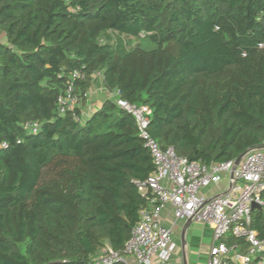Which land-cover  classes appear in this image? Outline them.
Segmentation results:
<instances>
[{
  "label": "trees",
  "instance_id": "16d2710c",
  "mask_svg": "<svg viewBox=\"0 0 264 264\" xmlns=\"http://www.w3.org/2000/svg\"><path fill=\"white\" fill-rule=\"evenodd\" d=\"M70 82L77 103L60 113ZM97 82L110 98L85 117ZM117 99L148 107L150 136L191 162L259 147L264 0H0V264L123 250L154 165ZM249 229L264 241L259 209Z\"/></svg>",
  "mask_w": 264,
  "mask_h": 264
},
{
  "label": "built area",
  "instance_id": "2783aa9c",
  "mask_svg": "<svg viewBox=\"0 0 264 264\" xmlns=\"http://www.w3.org/2000/svg\"><path fill=\"white\" fill-rule=\"evenodd\" d=\"M77 77L74 73L71 78ZM76 103L70 82L58 99L59 112L72 109ZM116 103L132 116L139 137L150 152L154 171L138 187L143 196L149 192L151 200L148 208L140 212L139 221L132 228L123 250L104 249L94 259V264H154V259L160 264L166 263L171 252L172 231L162 224L161 210L168 205L175 221L190 220L211 229L214 244L207 264H228L229 261L249 264L256 258L264 264V241L249 229L252 205L259 207L264 217V200L261 198L264 192V142L248 151L237 166L235 160L206 166L177 156L171 147L160 148L148 132L151 115L148 107L121 99ZM25 129L35 134L38 125L27 123ZM226 174L229 175L226 191L214 196L203 193ZM229 233L244 241V251L236 244L227 246L223 242Z\"/></svg>",
  "mask_w": 264,
  "mask_h": 264
},
{
  "label": "crops",
  "instance_id": "0c3cea01",
  "mask_svg": "<svg viewBox=\"0 0 264 264\" xmlns=\"http://www.w3.org/2000/svg\"><path fill=\"white\" fill-rule=\"evenodd\" d=\"M92 101L103 102L110 98V95L103 89L97 94ZM83 116L88 117L91 109L88 106ZM92 104V103H91ZM229 175L222 177L218 184L211 185L203 190L205 195L214 196L227 190ZM162 224L172 231V245L169 260L163 264H207L209 251L214 244L213 234L207 225L198 222H187L186 220H174L171 206H165L161 210ZM245 249V248H244ZM243 250V248H241ZM244 251V250H243ZM154 264H160L154 259Z\"/></svg>",
  "mask_w": 264,
  "mask_h": 264
},
{
  "label": "rangeland",
  "instance_id": "374dc122",
  "mask_svg": "<svg viewBox=\"0 0 264 264\" xmlns=\"http://www.w3.org/2000/svg\"><path fill=\"white\" fill-rule=\"evenodd\" d=\"M93 90H91L89 93V104H88V106L90 107V111L91 112H93V111H95V110H97L99 107H100V105L102 104V102L99 100V101H97V100H94V101H92L93 99H98V96H97V94L101 91V87H100V85H99V83L97 82L96 84H95V86H93V88H92ZM96 96V98H94ZM92 103V104H91ZM87 109V108H86Z\"/></svg>",
  "mask_w": 264,
  "mask_h": 264
},
{
  "label": "water",
  "instance_id": "95a60500",
  "mask_svg": "<svg viewBox=\"0 0 264 264\" xmlns=\"http://www.w3.org/2000/svg\"><path fill=\"white\" fill-rule=\"evenodd\" d=\"M252 150V149H251ZM248 151H250V150H248ZM247 151V152H248ZM247 152H245L244 154H242L241 156H239L236 160H235V165L237 166L238 164H239V162L241 161V159L245 156V154L247 153ZM252 210H254V209H259V207H257L256 205H252ZM188 223L189 222H191L190 220H188L187 221Z\"/></svg>",
  "mask_w": 264,
  "mask_h": 264
}]
</instances>
